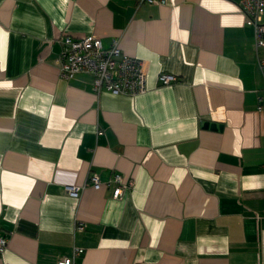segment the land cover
Segmentation results:
<instances>
[{
    "label": "crops",
    "instance_id": "0c3cea01",
    "mask_svg": "<svg viewBox=\"0 0 264 264\" xmlns=\"http://www.w3.org/2000/svg\"><path fill=\"white\" fill-rule=\"evenodd\" d=\"M239 3L0 0V264L74 247L76 264H264V78ZM66 34L117 37L146 90L62 77ZM115 173L133 182L119 198Z\"/></svg>",
    "mask_w": 264,
    "mask_h": 264
},
{
    "label": "built area",
    "instance_id": "2783aa9c",
    "mask_svg": "<svg viewBox=\"0 0 264 264\" xmlns=\"http://www.w3.org/2000/svg\"><path fill=\"white\" fill-rule=\"evenodd\" d=\"M137 4H163L165 0H135ZM240 9L246 23L254 29V47L258 68L264 78V58L260 50L264 47V21L261 15L264 11V0H240ZM62 48L56 59L60 75L70 78L77 73H87L92 78V85L96 92L106 90L112 94L137 95L146 90V64L136 56L125 53L117 37L112 38L108 47H103L100 39L92 34L82 37L64 35L61 38ZM179 78L168 72H160L158 82L161 85L178 82ZM260 108V106H259ZM101 131H98L100 134ZM89 183L93 188L101 186L98 176L91 173ZM112 186V195L119 198L133 185L132 180L124 181L121 175L115 173L107 182ZM66 192L70 196H77L79 186L66 185ZM83 222L76 223V229L83 230ZM7 237L0 236V253L7 247ZM83 252L82 248L74 247L71 257H64L58 264H76L74 256Z\"/></svg>",
    "mask_w": 264,
    "mask_h": 264
},
{
    "label": "water",
    "instance_id": "95a60500",
    "mask_svg": "<svg viewBox=\"0 0 264 264\" xmlns=\"http://www.w3.org/2000/svg\"><path fill=\"white\" fill-rule=\"evenodd\" d=\"M204 126L210 129H220L221 125H217L216 123H210V122H205Z\"/></svg>",
    "mask_w": 264,
    "mask_h": 264
}]
</instances>
